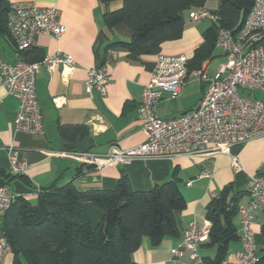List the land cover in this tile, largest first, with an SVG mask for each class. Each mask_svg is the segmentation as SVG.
Returning a JSON list of instances; mask_svg holds the SVG:
<instances>
[{
	"label": "crops",
	"instance_id": "crops-1",
	"mask_svg": "<svg viewBox=\"0 0 264 264\" xmlns=\"http://www.w3.org/2000/svg\"><path fill=\"white\" fill-rule=\"evenodd\" d=\"M33 1L41 6H58L62 12V22L67 30L60 37L42 33L37 37L35 47L20 54L11 37H0V61L15 62L19 58H42L55 50L69 53L75 59L77 69L70 74L69 80H63L59 69L48 71L40 64L36 75V90L41 106L44 134H29L15 128L19 100L8 94L0 84V184H4L11 193L23 195L33 205L38 202L39 190L54 184L59 186L73 182L79 190L114 189L122 175H127L131 186L136 190L148 191L156 184L167 182L178 170L182 183L180 188L187 200L186 208L176 211L179 234L166 237L154 246L147 237L133 253L137 264H179L189 262V252L173 253L182 241V233L190 221L197 219L206 222V206L218 195L221 189L232 183L235 190H244L241 203L249 200L247 184L252 174L264 169V136L233 145L226 151L202 154L196 157L178 156L172 159L164 157L139 158L130 164L114 162L100 169L89 167L81 160L67 155L83 150L106 153L112 145L128 148L141 144L145 131L138 116L142 90L151 76L157 58L145 55L143 61L129 60L124 47L116 48L117 61L106 62L111 70L108 93L85 90L87 69L98 66L106 47L113 42L130 41L132 31L125 25L107 27L103 23L106 7L100 0H8ZM123 0L109 4V9L122 7ZM218 0H209L207 9L215 11ZM191 10V9H190ZM190 10L185 11L183 35L174 41L162 44L161 52L184 55L190 61L198 47L205 42L207 30L214 23L209 19L194 21L189 19ZM220 57V59H217ZM225 60H223V59ZM227 59L224 52L215 47L210 58L200 69L207 79H203L195 70L189 72L180 94L171 96L165 93L157 104V114L162 118H173L194 109L199 105L210 81L218 68ZM217 60L219 63H217ZM221 60V61H220ZM218 69V70H217ZM54 98L58 105L52 101ZM83 127L76 136L65 138L60 128ZM13 148L18 158L26 160L30 167L24 178L9 176L8 152ZM233 156L240 160V170L233 169ZM209 174V175H208ZM191 182L190 185L187 183ZM238 212L236 224L241 225ZM253 232L259 253L264 249V212L257 213ZM211 225L210 221H207ZM241 242L230 243L227 260L235 262ZM207 256H214V249H204ZM1 264H14V254H4Z\"/></svg>",
	"mask_w": 264,
	"mask_h": 264
},
{
	"label": "built area",
	"instance_id": "built-area-1",
	"mask_svg": "<svg viewBox=\"0 0 264 264\" xmlns=\"http://www.w3.org/2000/svg\"><path fill=\"white\" fill-rule=\"evenodd\" d=\"M245 16L238 33L220 26L217 30L216 46L227 56L218 68L217 74L207 86L199 105L173 118H162L157 114V104L165 93L180 94L189 74L188 59L184 55L157 54L150 79L143 86L138 116L145 131L146 139L136 146L121 148L112 145L106 153L93 151L70 152L67 155L81 160L84 164L100 169L116 162L130 164L132 160L150 157L172 159L178 156L199 155L226 151L229 147L264 136V0H255ZM61 9L41 6L33 1L10 2L8 30L20 54L35 47L37 37L48 33L60 37L67 30L62 22ZM189 19L198 21L209 19L221 22L220 15L206 7L190 10ZM117 52L112 50L106 61H117ZM40 64L48 71L59 69L63 80H69L77 64L72 55L55 50L41 62L30 63L19 58L15 62L0 61V84L8 94L18 98L19 110L15 119L17 131L29 134H44L45 123L36 88V75ZM85 90L88 93H108L112 72L107 63L86 70ZM195 74L207 79L202 69ZM257 94V95H256ZM59 98H54L57 105ZM12 175L26 176L29 163L18 158L13 148L8 152ZM232 166L240 170V160L233 156ZM209 175V174H208ZM247 190L249 200L238 207L241 215L239 227L242 248L237 252L235 262L225 260L223 264H256L259 248L255 240L253 225L257 213L264 212V175L252 174ZM191 182L187 184L190 185ZM16 195L6 186H0V264L6 253L13 252L2 230L3 217L15 200ZM210 227L197 219L190 221L182 233L179 247L174 254L189 252L190 261L179 264H206L202 259L200 245L209 240Z\"/></svg>",
	"mask_w": 264,
	"mask_h": 264
},
{
	"label": "trees",
	"instance_id": "trees-1",
	"mask_svg": "<svg viewBox=\"0 0 264 264\" xmlns=\"http://www.w3.org/2000/svg\"><path fill=\"white\" fill-rule=\"evenodd\" d=\"M100 1L106 7L103 23L107 27L123 24L132 31L130 41L106 47V63L110 51L118 46L124 47L133 61L160 53L162 44L183 35L185 11L205 7L209 0H123L122 7L113 10L109 4L117 0ZM253 3L255 0H218L214 12L220 15L221 22H213L214 26L207 30L205 42L188 61L189 72L200 69L212 56L220 26L239 32ZM9 7L8 0H0V37L10 36ZM82 129L63 126L60 133L72 138ZM177 171L167 182L148 191L134 189L129 177L122 175L114 189L82 191L73 182L38 189L35 205L23 195L16 196L2 216V230L12 246L14 264H137L132 256L144 237L157 246L164 238L179 234L176 211L186 208L187 200ZM258 173L264 175V169ZM244 193L230 183L207 204L209 240L199 246L206 264H223L230 243L240 240L235 219ZM261 231L264 235V227ZM204 249H214V256H207ZM259 257L256 264H264V249Z\"/></svg>",
	"mask_w": 264,
	"mask_h": 264
},
{
	"label": "water",
	"instance_id": "water-1",
	"mask_svg": "<svg viewBox=\"0 0 264 264\" xmlns=\"http://www.w3.org/2000/svg\"><path fill=\"white\" fill-rule=\"evenodd\" d=\"M44 59V57L42 58H37V57H30V58H26V60L30 63H37V62H41L42 60ZM105 58H104V54H102L101 56V59L99 60V64H98V67H101L103 64H104V61ZM208 83H210L209 81H207Z\"/></svg>",
	"mask_w": 264,
	"mask_h": 264
},
{
	"label": "rangeland",
	"instance_id": "rangeland-1",
	"mask_svg": "<svg viewBox=\"0 0 264 264\" xmlns=\"http://www.w3.org/2000/svg\"><path fill=\"white\" fill-rule=\"evenodd\" d=\"M217 59H220V57H217ZM223 59V58H222ZM223 60H225V59H223ZM221 61V60H220ZM217 63H219V61L217 60ZM218 70V69H217ZM259 96H261V97H264V95H261V94H259ZM260 254V253H259Z\"/></svg>",
	"mask_w": 264,
	"mask_h": 264
}]
</instances>
